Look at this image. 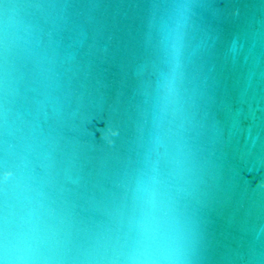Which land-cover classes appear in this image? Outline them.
I'll list each match as a JSON object with an SVG mask.
<instances>
[{
  "label": "water",
  "instance_id": "obj_1",
  "mask_svg": "<svg viewBox=\"0 0 264 264\" xmlns=\"http://www.w3.org/2000/svg\"><path fill=\"white\" fill-rule=\"evenodd\" d=\"M179 9L170 179L189 264H264V0H0V182L40 181L90 264L157 134L159 27ZM170 172L168 164H163Z\"/></svg>",
  "mask_w": 264,
  "mask_h": 264
},
{
  "label": "clouds",
  "instance_id": "obj_2",
  "mask_svg": "<svg viewBox=\"0 0 264 264\" xmlns=\"http://www.w3.org/2000/svg\"><path fill=\"white\" fill-rule=\"evenodd\" d=\"M19 22L0 21L5 33ZM164 64L157 81V134L144 170L136 177L118 230L97 240L90 264H189V225L170 175L179 159L170 152L166 121L178 105L182 49L179 9L158 35ZM167 163L170 172L163 167ZM69 233L43 184L27 172L0 182V264H64Z\"/></svg>",
  "mask_w": 264,
  "mask_h": 264
}]
</instances>
